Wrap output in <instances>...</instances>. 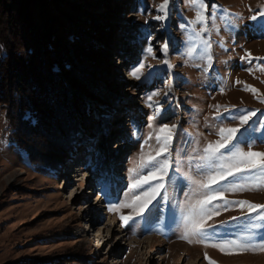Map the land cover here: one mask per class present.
Listing matches in <instances>:
<instances>
[{
	"label": "rangeland",
	"instance_id": "1",
	"mask_svg": "<svg viewBox=\"0 0 264 264\" xmlns=\"http://www.w3.org/2000/svg\"><path fill=\"white\" fill-rule=\"evenodd\" d=\"M162 2L58 0L55 4L57 22L52 30L62 29L63 34L66 28L72 34H58L53 51L45 56L61 52L83 62L88 89L80 94L92 97H85L90 104L83 109L79 126L75 124L78 127L54 151L42 132L29 130L28 122L21 126L15 120L21 127L13 133L8 108L0 111V264H264V252L228 255L181 239L183 215L201 195L185 174L194 178L205 174L206 166L198 157L209 141L219 139L218 128L238 126L233 117L258 110L246 126L255 131L241 146L247 150L251 143L255 151H264V72L260 71L264 17L259 15L264 0H204L209 31L196 40L189 36L204 25L190 23L196 9L189 0H170L168 18L158 21L153 17L163 14L157 11ZM201 40L210 44L207 52ZM165 42L166 55L161 50ZM149 45L155 57L147 53ZM190 47L195 48L192 57L187 55ZM248 54L251 58L245 59ZM141 63L145 67L137 80L131 73ZM157 91L160 95L153 99L163 104L164 112L150 120L155 113L147 98ZM164 124L178 125L169 153L173 165L169 175L175 183H166V200L162 193L150 211L125 223L121 216L134 215L133 209L114 206L131 200V194L125 195L131 169L147 174V169L137 167L138 157L141 151L155 155L159 148L155 130ZM241 182L251 181L246 177ZM225 197L230 202L264 204V188L226 192ZM214 204L220 215L209 221L213 224L209 241L238 239L250 231L255 243L264 240V227H251L264 221L249 217L246 207L229 203L224 210L223 200Z\"/></svg>",
	"mask_w": 264,
	"mask_h": 264
},
{
	"label": "snow or ice",
	"instance_id": "2",
	"mask_svg": "<svg viewBox=\"0 0 264 264\" xmlns=\"http://www.w3.org/2000/svg\"><path fill=\"white\" fill-rule=\"evenodd\" d=\"M170 0H163L158 6L157 11L163 13L162 15H156L153 19L163 21L168 18V6ZM189 3L196 9L195 19L190 21L192 25L201 24L204 25L198 30L194 29L195 35L189 36L190 40L199 39L202 34L209 31L207 27V20L209 17L206 15L208 11V5L204 0H189ZM264 17V11L259 14ZM251 19L256 20L257 16L253 15ZM147 23V21H145ZM261 26L264 27V21L261 22ZM201 44L205 46L204 51L207 52L210 49V44L207 40H201ZM169 43L165 42L161 46V50L165 53L168 52ZM147 53L155 57L153 48L149 45ZM195 53V48L190 47L187 55L192 57ZM245 59H249L250 54ZM209 61V67H211L212 56L207 55ZM163 63L168 64L167 60ZM144 64L141 63L131 75L140 80L143 73L142 69ZM251 71V69H249ZM260 71L264 72V68ZM251 89L254 93L257 91L251 86H246V90ZM171 87H169V92ZM160 92H155L148 96L147 104L149 108H153L155 115L150 117V120H154L156 116H159L164 112L163 104L154 100V96H159ZM165 96L168 93H164ZM264 102V101H262ZM227 111V109H225ZM258 110L247 111L238 117H233L238 120V126L229 127L222 126L218 128L216 135L218 140L209 141L203 148V155L198 159L203 162V166H206L205 174L201 178H194L187 173L186 178L196 186L195 191L200 192L201 195L194 202L189 203V208L186 214L183 215V234L181 239L186 240L188 243H200L205 247H213L221 251L222 253L232 255L249 251L264 252V240L255 243V233L249 232L248 235L242 236L238 239H226L221 242H211L208 237L212 233L208 232V229L213 228V224L209 223L215 216L220 215V210L214 204L217 200L224 201V210L227 209L229 203H236L243 209L247 208V215L252 217L253 220L264 221V204H254L250 201H235L230 202L226 200V192L236 191H257L264 188V151H255L253 145L248 143L247 150L241 146L245 143L250 134L255 131L254 127H246L249 122L256 116ZM217 115L219 116V109H217ZM149 127H152L149 124ZM178 127L177 124H164L157 128L156 141L159 145L155 155L145 156L141 151L137 165L138 168L147 169L146 175H138L137 169L133 168L131 183L129 191L125 195L131 194V200H125L123 203L115 205L116 209L130 207L133 209L134 215L121 216V220L127 223L134 219V216H142L146 211H150V206H154L153 202L157 200L161 194H164V199L167 197L166 183H175L173 178L169 175L172 170V159L169 155L171 150V142L174 137V130ZM151 135L149 139H151ZM164 156L163 159H160ZM199 167V166H198ZM250 179V183H242L245 178ZM228 181L227 185L222 182ZM155 182V183H154ZM215 185H220V188H214ZM139 204V206H137ZM113 210L112 208L109 209ZM253 214H259L253 216ZM233 220L238 217H232ZM252 228L264 227L259 223H253ZM205 259H208L207 253H205ZM210 264L214 262L210 261Z\"/></svg>",
	"mask_w": 264,
	"mask_h": 264
},
{
	"label": "trees",
	"instance_id": "3",
	"mask_svg": "<svg viewBox=\"0 0 264 264\" xmlns=\"http://www.w3.org/2000/svg\"><path fill=\"white\" fill-rule=\"evenodd\" d=\"M57 1L0 0V111L10 109L6 117L13 133L28 122L30 131L39 130L47 137L53 151L79 126L83 109L90 104L86 98L92 97L80 94V90L87 92L83 62L70 60L66 53H50L62 33V29L52 30ZM68 33L72 34L65 28L61 35ZM46 51H50L49 56H45ZM38 118L42 120L40 129ZM47 120H51L50 127Z\"/></svg>",
	"mask_w": 264,
	"mask_h": 264
}]
</instances>
